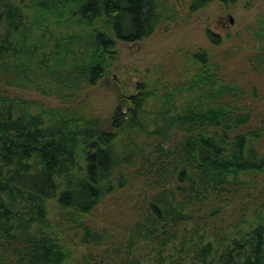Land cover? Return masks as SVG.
I'll return each mask as SVG.
<instances>
[{
  "label": "trees",
  "instance_id": "1",
  "mask_svg": "<svg viewBox=\"0 0 264 264\" xmlns=\"http://www.w3.org/2000/svg\"><path fill=\"white\" fill-rule=\"evenodd\" d=\"M164 5L0 0V88L74 98ZM261 39L236 74L264 75ZM179 62L158 70L169 85L137 83L104 117L0 94V264H264L263 108L204 51Z\"/></svg>",
  "mask_w": 264,
  "mask_h": 264
},
{
  "label": "rangeland",
  "instance_id": "2",
  "mask_svg": "<svg viewBox=\"0 0 264 264\" xmlns=\"http://www.w3.org/2000/svg\"><path fill=\"white\" fill-rule=\"evenodd\" d=\"M188 2L189 0H165L161 21L154 32L135 43H117L113 58L106 61L105 74L95 86L82 90L74 98L57 99L41 96L35 91L17 88H0V94L9 98L39 102L50 109L63 108L71 104L83 111L89 110L97 117H104L111 112L122 96L135 92L137 83H144L153 89L161 85H169L172 77H166V75L161 77L158 70H166V72L175 70L172 68L178 65L179 61V68L181 64L183 68L187 64L183 62L187 54L202 50L208 55L212 64H218L217 67H220V70H226L228 80L235 79L234 82L240 85V89H245L239 102L244 105L256 103V108L261 105L264 109L262 71L258 74H242L241 76L233 70L245 69L238 65L234 66L232 63L239 62L240 59L244 63L247 62L243 60L242 55L251 52L257 44L259 45L258 42H261L264 31V0H237L232 5L212 2L196 12L188 11ZM205 30L219 37L221 44L218 47L212 46L206 40ZM224 56L227 57L224 59ZM229 59L231 62L226 63ZM246 64L248 63H245V68H247ZM186 68H189L188 65ZM231 77L233 79H230ZM245 80L256 85L258 100L254 101L245 97L248 88L243 85L250 84ZM263 109L259 108V111L262 112L260 116L264 119ZM262 149L264 153V144ZM257 185L259 184L254 183L253 186ZM130 193L133 192L130 191ZM101 212L100 210L98 213L99 222L108 219L99 215ZM105 214L113 217L109 211ZM124 214L129 216V213ZM69 238L72 240L70 243L72 248L75 239L72 236Z\"/></svg>",
  "mask_w": 264,
  "mask_h": 264
}]
</instances>
